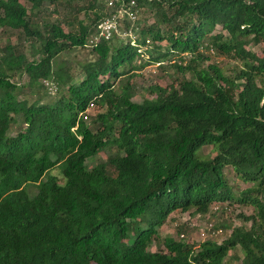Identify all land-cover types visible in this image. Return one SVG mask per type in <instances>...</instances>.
Instances as JSON below:
<instances>
[{
    "label": "trees",
    "instance_id": "trees-1",
    "mask_svg": "<svg viewBox=\"0 0 264 264\" xmlns=\"http://www.w3.org/2000/svg\"><path fill=\"white\" fill-rule=\"evenodd\" d=\"M56 1L0 0V30L19 40L0 41V264H225L237 247L239 264H264V0H134L158 20L134 43L114 35L93 44L76 81L59 56L85 47L94 29L49 21ZM206 50L240 66L224 73L205 64ZM174 56L176 83L149 85L152 97L133 101V71ZM40 79L63 92L28 101ZM90 103L104 110L87 122ZM208 145L212 157L200 153ZM225 167L249 186L235 195ZM225 202L253 212L238 214L249 226L221 242L157 235L173 211L203 215Z\"/></svg>",
    "mask_w": 264,
    "mask_h": 264
},
{
    "label": "rangeland",
    "instance_id": "rangeland-1",
    "mask_svg": "<svg viewBox=\"0 0 264 264\" xmlns=\"http://www.w3.org/2000/svg\"><path fill=\"white\" fill-rule=\"evenodd\" d=\"M23 2V0H20ZM112 1V4H110ZM125 3V2H124ZM122 0H98L94 6H91L90 0H57L55 3L48 5L47 13L45 16L49 19V21H53L55 19H61V27L64 31H69L72 29L74 24V28H79V21L82 24H88L92 29H97L98 24L106 20L110 17H115L117 20V33H115L116 39L120 42H126L130 40L135 41V37H138L137 32L140 31L141 28H145L146 26L154 23L158 20L159 15L157 10L149 9L147 6L145 7H137L134 9L135 18L131 19L125 9V4ZM27 6V2H25ZM72 7H80L81 9L74 12L71 10ZM101 6V11H100ZM148 8V9H147ZM95 13H101L102 16L99 19H95ZM44 16V14H43ZM71 22L72 25H68L67 22ZM219 26L216 27L215 32L219 30ZM93 31V33H94ZM93 33L89 36L87 40V44L85 47H76L71 49L69 52L61 53L60 59L65 62V66L68 68L69 74L74 77V80H78L81 78L79 63L85 60H91L95 58V54L91 50L93 43L91 39H93ZM0 41L2 44L11 43V44H19V40L15 32H5L0 30ZM116 41V40H114ZM23 49L21 50L25 52L28 56V59L31 60L34 57L31 54V49L27 44H23ZM151 47V46H149ZM248 48L255 52L258 55L262 54L263 44L258 43H250ZM206 55L209 56L208 60L205 61V64L214 63L217 64L220 69L224 73H229L232 68L240 66V62L236 59H232L222 55H216L212 50H206ZM144 56L147 58V54L142 55L141 57L136 58L134 64H139L144 62L145 59H142ZM172 60L164 61L163 65H158L157 63H150L144 65L141 68L136 69L133 72H136V75L132 78V82L136 85V95L132 98L133 101H141L143 98L152 97L147 90H145L149 85L159 84L164 87H170L174 85V78L180 77L177 71L171 66V63L178 60L176 56L171 57ZM166 66V67H162ZM189 76V75H187ZM43 79H40L39 82L42 83ZM21 83L26 82V77L23 76L20 79ZM116 82V81H115ZM114 82V84H115ZM63 91L60 87L55 93H49L44 87L39 88L37 94L39 95H31L28 91H26L25 97L28 101H32L36 98H40L42 102L53 100V98L58 97ZM104 108H102L99 104L94 103L87 113V118L85 119L87 122L90 121L91 117H94L96 114L103 112ZM14 127H11L8 131V134H14ZM200 153L207 157H212L214 155V149L212 146H204L202 147ZM106 154L104 152L98 153L96 158L89 163V166H93L98 160L105 159ZM52 174L59 175L58 168L55 167L50 171ZM226 178L228 182L232 185L234 194L237 195L241 189L249 186L248 183L242 182L235 175L234 171L230 167H225ZM60 176V175H59ZM59 180H62L61 178ZM214 207H218L219 209L215 210ZM253 212V208L251 206H245L239 204L237 202H225V203H213L206 214H192L191 212H180L178 210L173 211L168 216L165 223H163L157 231V235L160 239L165 236H171L174 239L179 238V234L183 233L184 238L189 242H193L194 244H199L200 242L210 238L211 235L207 233L206 237L200 236V231L205 229L209 224H214L216 226H225L222 229V234L218 237H212L215 241L221 242L223 239L227 237L230 233L231 228L234 226L245 225L249 226V222H244L242 218H238V214L249 215ZM162 248V247H161ZM151 251H155L158 249L156 242H152L149 246ZM243 256L242 251L239 247L234 250H231L225 259V264H239L240 260H237L236 257L241 258Z\"/></svg>",
    "mask_w": 264,
    "mask_h": 264
},
{
    "label": "built area",
    "instance_id": "built-area-1",
    "mask_svg": "<svg viewBox=\"0 0 264 264\" xmlns=\"http://www.w3.org/2000/svg\"><path fill=\"white\" fill-rule=\"evenodd\" d=\"M122 2L124 3L125 0H122ZM110 4H112V1H110ZM125 9L127 8L128 10H126L127 15L131 18L134 19L135 15H134V7H135V2L134 0L129 1V3L125 2ZM115 33H117V20L115 17H110L106 20L101 21L98 26L97 29L95 28V31L93 33V39H91V42L93 44H96L98 41H102V40H109L112 36L116 35ZM135 41L132 40L131 43H134ZM43 83L47 89V91L49 93H54L57 90V84L53 81H49V80H43ZM93 106V103H90L87 111ZM84 117L86 118V115H84ZM218 207H214L215 210H217ZM200 236L201 237H206L207 233H209L211 235V237H218L219 235L222 234V229L221 228H215L214 224H209L208 226L205 227V229L200 231ZM185 236L183 233L179 234V238L183 239Z\"/></svg>",
    "mask_w": 264,
    "mask_h": 264
},
{
    "label": "clouds",
    "instance_id": "clouds-1",
    "mask_svg": "<svg viewBox=\"0 0 264 264\" xmlns=\"http://www.w3.org/2000/svg\"><path fill=\"white\" fill-rule=\"evenodd\" d=\"M43 80L53 81V80H51V79H43ZM43 80H42V85H43V87L46 89V87H45V85H44V83H43ZM53 82H55V81H53ZM55 83L57 84V82H55ZM58 87H59V86H58V84H57V90H58ZM46 90H47V89H46ZM57 90H56V91H57ZM56 91H55V92H56ZM55 92H54V93H55ZM88 106H89V105H88ZM88 106H87V108H88ZM87 108H86V110L82 113L83 118H85L84 115H86V118H87V113H88ZM86 118H85V119H86Z\"/></svg>",
    "mask_w": 264,
    "mask_h": 264
}]
</instances>
